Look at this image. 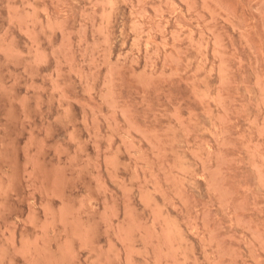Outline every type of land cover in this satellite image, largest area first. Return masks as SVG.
I'll return each mask as SVG.
<instances>
[{
    "label": "rangeland",
    "instance_id": "1",
    "mask_svg": "<svg viewBox=\"0 0 264 264\" xmlns=\"http://www.w3.org/2000/svg\"><path fill=\"white\" fill-rule=\"evenodd\" d=\"M0 264H264V0H0Z\"/></svg>",
    "mask_w": 264,
    "mask_h": 264
}]
</instances>
